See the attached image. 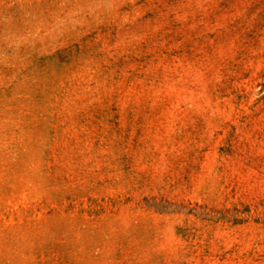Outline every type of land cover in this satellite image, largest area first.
Wrapping results in <instances>:
<instances>
[{
	"label": "rangeland",
	"instance_id": "1",
	"mask_svg": "<svg viewBox=\"0 0 264 264\" xmlns=\"http://www.w3.org/2000/svg\"><path fill=\"white\" fill-rule=\"evenodd\" d=\"M0 264H264V0H0Z\"/></svg>",
	"mask_w": 264,
	"mask_h": 264
}]
</instances>
